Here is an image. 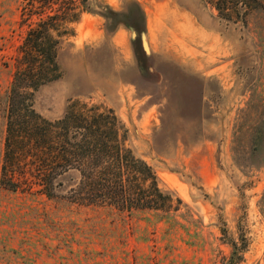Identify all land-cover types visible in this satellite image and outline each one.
Here are the masks:
<instances>
[{
  "label": "rangeland",
  "instance_id": "rangeland-1",
  "mask_svg": "<svg viewBox=\"0 0 264 264\" xmlns=\"http://www.w3.org/2000/svg\"><path fill=\"white\" fill-rule=\"evenodd\" d=\"M21 5L0 0V167ZM255 6L232 22L207 0H89L59 44L61 77L33 106L50 120L74 100L112 109L182 204L172 218L126 214L0 184V264H221L240 238L239 264H264V0Z\"/></svg>",
  "mask_w": 264,
  "mask_h": 264
},
{
  "label": "trees",
  "instance_id": "trees-1",
  "mask_svg": "<svg viewBox=\"0 0 264 264\" xmlns=\"http://www.w3.org/2000/svg\"><path fill=\"white\" fill-rule=\"evenodd\" d=\"M207 2L220 18L236 22L258 0ZM88 7L89 0H22V21H28V29L8 93L0 184L11 191L35 187L48 198L63 197L83 206L172 218L182 200L164 189L152 167L135 154L128 128L112 109L74 100L62 117L50 120L33 106L34 93L61 77L59 44L74 36V24ZM244 241L231 242L221 264H239Z\"/></svg>",
  "mask_w": 264,
  "mask_h": 264
},
{
  "label": "water",
  "instance_id": "water-1",
  "mask_svg": "<svg viewBox=\"0 0 264 264\" xmlns=\"http://www.w3.org/2000/svg\"><path fill=\"white\" fill-rule=\"evenodd\" d=\"M132 36L133 37H136V36H139L140 39H141V44H142V48L143 50L148 53V47H147V43H146V40H145V34L142 32V33H137L136 30H132Z\"/></svg>",
  "mask_w": 264,
  "mask_h": 264
}]
</instances>
